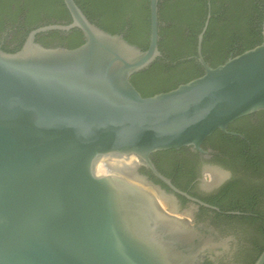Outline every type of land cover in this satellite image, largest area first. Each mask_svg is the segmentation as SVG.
Here are the masks:
<instances>
[{
    "label": "water",
    "instance_id": "water-1",
    "mask_svg": "<svg viewBox=\"0 0 264 264\" xmlns=\"http://www.w3.org/2000/svg\"><path fill=\"white\" fill-rule=\"evenodd\" d=\"M158 1L145 50L92 23L74 0H63L70 24L0 50V264H203L232 235L244 242L239 223L221 221L218 232L196 221L197 205L219 209L178 190L151 157L206 155L215 132L241 137L230 125L264 112V25L261 43L211 67L202 57L208 12L197 38L203 75L144 97L131 77L161 57ZM74 29L83 37L74 49L36 41ZM219 177L206 171L204 187ZM177 196L191 209L180 210ZM219 264L245 263L233 254Z\"/></svg>",
    "mask_w": 264,
    "mask_h": 264
},
{
    "label": "trees",
    "instance_id": "trees-1",
    "mask_svg": "<svg viewBox=\"0 0 264 264\" xmlns=\"http://www.w3.org/2000/svg\"><path fill=\"white\" fill-rule=\"evenodd\" d=\"M74 1L85 16L101 29L112 34H122L128 42L143 50L149 46L150 0ZM215 1H158V49L161 57L148 69L131 77L132 84L144 97L172 90L203 75L204 70L197 60V38L208 12L211 18L203 36L202 57L211 67L261 43L264 0H242L243 8L236 18V31H229L227 17L224 12H216ZM70 23L71 17L63 0H0V34L3 32L12 36L2 49L7 53L20 50L26 36L37 28ZM36 41L45 47L74 49L83 43V37L79 30L74 29L70 32L41 33L36 36ZM259 115L262 116L250 131L242 125L249 121L248 117L230 125L229 131L241 137L217 131L205 142L208 145L214 140H222L236 146L237 149L230 157L236 168L243 173L240 184L238 180L234 181L226 185L218 198L205 200L206 204L218 208L219 212L201 208V214H214L217 223L237 222L241 219L237 215L227 216L226 213L255 215L242 217L255 224L260 220L262 212L257 207L255 193L257 189L264 193V112ZM188 157L196 159L188 150L159 152L152 155L151 159L163 176L170 179L177 189L185 191L177 183V177L182 171V161ZM191 176H194L193 171ZM258 231L264 243V224L259 226ZM262 251L263 247L256 250L248 264H254Z\"/></svg>",
    "mask_w": 264,
    "mask_h": 264
},
{
    "label": "flooded vegetation",
    "instance_id": "flooded-vegetation-1",
    "mask_svg": "<svg viewBox=\"0 0 264 264\" xmlns=\"http://www.w3.org/2000/svg\"><path fill=\"white\" fill-rule=\"evenodd\" d=\"M211 1L212 0H209V3ZM241 2L242 0H216L215 1L216 12H224L225 16L227 17V21L229 23L228 24L229 31H236V26H237L236 18L239 17L238 16L239 10L243 8ZM263 25L264 24H262V26ZM219 26H221V24H219ZM219 26L216 27V29H218ZM11 39H12L11 35H7L6 33L2 32L0 34V50H2L3 47ZM57 43L58 42H55L54 44H57ZM261 113L251 115L250 117L248 116L249 121L244 122V124H242L243 127L246 128L248 131H250L252 127L258 123L260 119L259 117L262 116V115H259ZM236 122L237 121H235L234 123ZM241 139H243V137ZM236 149L237 147L231 143H228L222 140H214L208 145H204V150L207 152L206 155L193 154L196 156V159H192L191 157L185 158L182 161L181 174H179V176L177 177L178 179L177 183L185 189V191H182V192L206 204L205 200H207L208 198H213V199L218 198V196L223 191V189L226 187V185L234 181H237V180L239 181L238 184H240V181L243 177V173L240 172L238 168H236L234 161L230 157V154L233 153ZM192 171L194 172L193 177L191 176ZM206 171H213V172L215 171L217 174H220L219 179L209 189H206L204 187L205 178H203V174ZM142 174L146 175L150 180L157 183L155 180H153L151 174L145 173L144 171H142ZM220 183L222 184L220 186H217ZM255 194L257 196L256 198L257 207L262 212L260 216V220L256 222L255 224V222L252 223L250 221H246L242 219V217H248V216L255 217V215L240 214V213L239 215H237L241 217V219L237 221L236 223L243 225V228L240 232L243 235L242 237L244 238V242L243 243L240 242L236 235H232L228 239V243H229V246L227 249L228 251L225 252L223 256L217 257L215 260L206 258L203 264H219L221 258L223 257L228 258L229 255H233V254H238L241 260L244 261L245 264H248L251 260L250 258L252 256H255L256 250L262 247L264 250V243L261 240L260 232L258 231L259 226L264 224V193H262L260 189H257ZM182 198L184 197L177 196L178 208L182 211L190 210L191 209L190 206L192 205V203L185 198H184L185 201H183ZM201 208H205V207L197 205V208L193 210V216L195 220L198 222H206L214 226L218 230V227H217L218 223L214 221L215 215L210 213L211 214L210 216L208 215L203 216L201 214ZM207 210L213 211L211 209H207ZM226 215L229 216L227 213Z\"/></svg>",
    "mask_w": 264,
    "mask_h": 264
},
{
    "label": "clouds",
    "instance_id": "clouds-1",
    "mask_svg": "<svg viewBox=\"0 0 264 264\" xmlns=\"http://www.w3.org/2000/svg\"><path fill=\"white\" fill-rule=\"evenodd\" d=\"M201 251H203V249L201 250ZM228 250L227 249H225V252H227ZM225 253H214V254H211L210 256H209V259H211V260H215L216 259V257H218V256H223Z\"/></svg>",
    "mask_w": 264,
    "mask_h": 264
}]
</instances>
